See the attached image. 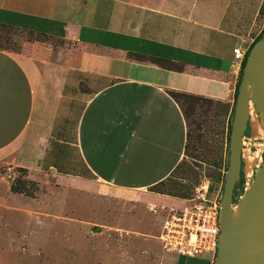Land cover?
<instances>
[{"label":"crops","instance_id":"obj_1","mask_svg":"<svg viewBox=\"0 0 264 264\" xmlns=\"http://www.w3.org/2000/svg\"><path fill=\"white\" fill-rule=\"evenodd\" d=\"M0 25L59 45L0 48V159L29 174L53 169L83 188L141 190L185 154L187 120L171 92L222 102L232 117L240 76L232 49L261 33L264 0H0ZM2 178L0 264H213L165 251L157 238L121 257L32 246L53 212Z\"/></svg>","mask_w":264,"mask_h":264},{"label":"rangeland","instance_id":"obj_2","mask_svg":"<svg viewBox=\"0 0 264 264\" xmlns=\"http://www.w3.org/2000/svg\"><path fill=\"white\" fill-rule=\"evenodd\" d=\"M57 43L46 37L0 25V48L7 51L37 54L47 46L58 47ZM174 97L187 120L185 154L169 177L149 189L83 188L77 178L57 175L52 169L29 174L13 163L3 162L8 158L0 159L2 182H9L20 191L25 189L28 195L19 193L38 199L42 205L39 208H48L53 212V221L49 226L38 229L42 234L30 239L32 246L60 248L67 244H79L89 250L117 251L121 257L124 255L119 252L125 251L124 248L141 246L144 242L142 237L146 239L145 244H152L158 234L157 220L162 221L168 208L178 207L182 200L191 197L197 182L209 180L213 192L220 188L227 166L231 112L222 102L177 93ZM252 119L256 124L254 137L249 139L246 134L245 139L249 143L245 150L249 169L251 165H260L264 151V132L254 111ZM89 181L94 182V179ZM158 198L160 200L157 202ZM236 201L237 197H234L233 202ZM78 219L82 220L80 230L83 236L76 234ZM36 222L40 223V220ZM66 232L70 234L68 238ZM49 233H53V236ZM67 240H70L69 243ZM199 257L207 258L208 255Z\"/></svg>","mask_w":264,"mask_h":264},{"label":"water","instance_id":"obj_3","mask_svg":"<svg viewBox=\"0 0 264 264\" xmlns=\"http://www.w3.org/2000/svg\"><path fill=\"white\" fill-rule=\"evenodd\" d=\"M264 132V32L248 49L237 88L230 125L228 156L219 201V240L214 264H264V151L259 166L245 159L256 124ZM242 165L243 190L234 195ZM53 170V169H52ZM234 197L237 201L233 202Z\"/></svg>","mask_w":264,"mask_h":264},{"label":"built area","instance_id":"obj_4","mask_svg":"<svg viewBox=\"0 0 264 264\" xmlns=\"http://www.w3.org/2000/svg\"><path fill=\"white\" fill-rule=\"evenodd\" d=\"M249 47L232 49L234 68L241 70ZM249 177L243 179L245 184ZM220 197L221 186L213 192L209 180L197 182L191 197L166 210L156 236L162 249L188 257L208 255L214 264L220 232Z\"/></svg>","mask_w":264,"mask_h":264},{"label":"trees","instance_id":"obj_5","mask_svg":"<svg viewBox=\"0 0 264 264\" xmlns=\"http://www.w3.org/2000/svg\"><path fill=\"white\" fill-rule=\"evenodd\" d=\"M264 32V27H263V29H262V31H261V33L255 38V40L256 39H258V37L262 34ZM254 40V41H255ZM251 46V45H250ZM241 70H242V68H241ZM241 70H240V76H239V81H240V77H241ZM239 81H238V84H239ZM171 94L173 95V97H174V92H171ZM177 94H181V93H177ZM184 95H186V94H184ZM175 98V97H174ZM176 99V98H175ZM231 125V124H230ZM246 132L247 131H245V134H246ZM229 133H230V126H229V131H228V139H229ZM187 139H188V129H187ZM186 146H187V142H186ZM185 150H186V147H185ZM227 154H228V148H227ZM228 156V155H227ZM177 167V166H176ZM175 167V168H176ZM174 168V169H175ZM172 173V172H171ZM169 177V176H168ZM162 181H160L159 183H157V184H160ZM157 184H155V185H157ZM154 185V186H155ZM222 185H223V182L221 183V191H222ZM10 188H11V190L12 191H14V192H24L26 195H28L27 194V192L25 191V189L23 190V191H20V189L19 188H16L13 184H11L10 185ZM242 190H243V188H242V165H241V171H240V176H239V180H238V182L235 184V190H234V195L236 196V195H238L240 192H242Z\"/></svg>","mask_w":264,"mask_h":264}]
</instances>
